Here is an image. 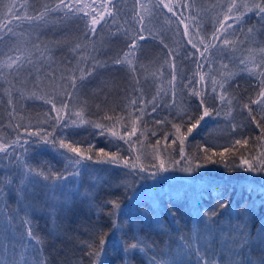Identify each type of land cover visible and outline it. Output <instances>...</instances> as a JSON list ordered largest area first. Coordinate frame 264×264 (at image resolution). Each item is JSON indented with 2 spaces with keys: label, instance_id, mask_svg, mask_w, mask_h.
<instances>
[{
  "label": "snow or ice",
  "instance_id": "obj_1",
  "mask_svg": "<svg viewBox=\"0 0 264 264\" xmlns=\"http://www.w3.org/2000/svg\"><path fill=\"white\" fill-rule=\"evenodd\" d=\"M134 2L140 9L133 15V20L139 27L135 35L130 38L127 51L115 58L112 63L117 66L126 65L129 71L133 73V79L138 85L139 80L135 77L137 71L135 60L137 51L142 47L139 41L148 39L144 35L145 17L153 14V8L161 11L166 9L168 13L176 16L184 25L183 36L188 38L187 43L195 50V52L186 53L185 59H193L196 64L193 76H199L198 82L202 84L200 90L193 87L188 91L189 96L199 98L198 106L202 111L198 118H195L194 122L187 126L186 133L181 132V128L184 127V117L187 116L188 121H192L193 117L182 104L177 105L176 82L178 74L175 60L178 53L172 50L168 52L171 60L165 61L170 69L167 89L157 83L155 94L147 102H145L143 94L137 99L131 100L129 102L130 109L134 106V111L124 110L120 114H116L114 110L111 113L105 111L98 119L93 120L88 118L86 104L70 107L68 101L79 95L84 87L83 82L88 77L93 76L97 67L104 66V62L91 56L87 51V43H76L71 47V51L77 59L75 66L61 71L57 76L53 67L55 64L54 51L60 41L45 42L40 38L42 32H35L34 30L48 24L50 14L62 13L64 19L75 17L82 21L83 36L87 41L98 34V25L103 28L109 23L114 24L116 22L115 0H105L100 5V11H97L91 4L84 3L83 0H54L53 4L44 3L43 7L35 11L34 14H29L27 11L21 13L19 8H24V4H20L18 8L15 3H10L5 9L7 23L0 24V57H2L0 58V81L7 85L5 93L9 97L8 103L10 106L13 105V90L19 92L21 97L26 95L25 89L17 87V83L22 86L30 83L32 90L27 92L29 98L41 99L45 104L51 106L44 113L43 123L51 121L52 131L42 132L40 129L28 131L26 127L25 131L28 136L35 137V139L21 140L18 135L16 139L9 142L0 137V163L5 160L8 161V164H5L7 171L0 175V197H4V199H0V253H3L0 256V264H47L43 240L37 234L32 220V213L36 210L35 204L41 196L47 202H55V204H50L54 216V212L60 204V196L63 195L65 203L71 198L69 195L71 190L65 191L67 185L60 183V181H66L67 176L53 171L50 166L48 168L39 165L33 167L29 162L28 152L32 145H50L54 148L67 161L66 171L68 175L73 177H79L82 174L88 175L91 181L90 187L82 193L77 188L75 194L86 199L88 206L96 208L98 212L103 211L106 204H111L112 210L108 212L110 217H116L119 213L120 199L117 197L105 200L100 205L95 203L96 189L98 186H102V177L92 173L107 171V169L90 170L88 162L123 167L127 169L124 175L147 172L148 176L153 178L158 173L169 172L176 168L183 172L193 173L202 167H206L207 164L217 163L223 164L229 171L234 170V168H241L248 172L264 173V43L259 41L248 42L250 36L264 29V0H224L223 3L217 0V3L213 4L212 7L215 8L218 5L220 13L213 24L210 38L201 34L202 24L196 16L188 17L176 11L177 8L181 7L192 10L195 7V0H186L183 4L174 3L173 0H148V3H145L144 0H134ZM0 4H3V0H0ZM85 9H91V11H85ZM81 13L83 16H80ZM105 13L111 19H107ZM253 15L256 17L259 27L257 25L248 26ZM13 19L20 21V24L13 25L11 23ZM186 20L189 22L185 23ZM25 24L27 25L28 40L24 45H21L18 36L25 35V33H18L17 29ZM33 33L35 34L34 40L31 38ZM238 33H244L245 39L240 40ZM194 37L200 38L196 40ZM62 39H66V37ZM217 41L219 44L216 43ZM5 44L9 45L7 51L3 47ZM255 44H259V46L256 47ZM237 45L243 47L247 55L237 56L236 53L239 51ZM165 47L168 45L165 44ZM225 53H227V57H225ZM197 54L199 55L197 56ZM217 57H219V68H214L213 65L217 62ZM225 58L227 62H224ZM89 61H91L90 66ZM205 64L208 65L207 70L204 68ZM230 64H235L240 72H246L254 81L255 91L247 97L241 106V110L247 111L251 123L260 129V134L256 137L255 153L246 149L248 155L241 153L238 163L235 160L231 164L229 163L226 153L234 152L237 145L247 146L249 144L251 137L241 136L219 149L199 146V151L204 154L202 157L195 154L187 155L185 142L206 117L212 116L213 113L216 116L223 114L226 118L231 117L236 106L240 104L236 95L226 87L238 75L237 71L229 70ZM240 65L243 67H239ZM141 68L146 72L148 71L143 65ZM216 73L219 74V79ZM163 75L161 68L151 72V76L157 82L161 80ZM45 81H47V87L52 90L51 95L44 91ZM192 83L193 79L189 78L188 84ZM209 85L211 93L214 94L213 98L219 101V107L210 108L207 104L206 91ZM61 93L63 96L58 103L57 97ZM169 95L171 100L165 101V106L176 108L181 123L167 119H155L154 122L157 125L171 123L172 128L175 129L173 135L176 138L170 143L174 145L177 140L179 141L178 159L160 147V139H157L155 144H145L144 142L148 133L144 116L156 113L162 97ZM149 106L150 112L148 111ZM104 121L110 123L105 124ZM84 125L100 130L99 134L102 136H110L112 139H109V144H112L113 139L128 144L129 150L137 153L134 162L130 163L128 158L120 155L119 144L115 145L116 151L114 152H109L103 148L94 150L95 146L90 143L85 148L81 146L80 141L70 139L69 135L74 134L66 135L63 131L59 135L56 133L57 128L63 130L80 128ZM117 126L124 129L123 134L117 130ZM16 127L18 128L20 125H16ZM230 127L232 132L236 133L242 125L230 123ZM138 131L139 136H137ZM151 135L156 136L157 133L153 131ZM168 136L169 134L166 133L163 137L165 144L169 143ZM132 137H137L135 142H132ZM137 144H139V148L136 147ZM21 148L23 151H17ZM213 157H219V160ZM9 164L12 165L11 168L8 167ZM151 169H155V171ZM255 189L256 186L252 185L247 190L251 192ZM260 190L261 194H264V186H261ZM212 191L217 207L202 206L203 195H201V200L192 209L195 213L192 238L185 241L184 237L181 236L175 250L167 253L168 259L166 261L164 257L157 255V252L151 248L146 239L139 235L138 230L134 229L130 238L123 239L127 233H123L122 228L119 229L122 232V239L118 242V246L121 249L123 264H134V258L137 255L146 258L147 264H264V222L259 225L253 235L249 230L248 214L242 218L234 207L228 208L229 201L224 199L220 186L213 185ZM11 196L15 197L17 206L15 212L6 211L8 197ZM150 198H152V194L148 189H141L134 192L132 197H128L133 203ZM261 205L264 206V200L261 201ZM219 209H228V211L221 213ZM250 212L251 209L248 210V213ZM169 215L175 217L176 213L169 210ZM202 217L204 219L201 227ZM217 217L221 218L217 219ZM113 223L115 227V220ZM154 223L159 224V218H156ZM93 232L101 237L99 248L94 247V241H86L85 246L92 249L87 254L94 258V264H103L101 257L106 243L103 238L104 234L95 229ZM193 242L199 246L194 247ZM254 251L259 252V257L256 260L252 256ZM149 252L152 253L151 256H149Z\"/></svg>",
  "mask_w": 264,
  "mask_h": 264
},
{
  "label": "trees",
  "instance_id": "obj_2",
  "mask_svg": "<svg viewBox=\"0 0 264 264\" xmlns=\"http://www.w3.org/2000/svg\"><path fill=\"white\" fill-rule=\"evenodd\" d=\"M148 3V0H144ZM174 3L183 4L186 0H173ZM221 3L224 0H220ZM10 3H15L19 8L20 4H24V8H19L21 13L27 11L29 14H34L35 11L40 10L44 3L53 4L54 0H3L0 4V24L7 23V13L5 9ZM117 13L116 22L109 23L101 28L97 26V35L89 40H85L83 36V23L79 18H62V13H53L49 16V23L37 28L35 32H42L41 40L60 41V44L55 48L53 65L56 75L59 76L61 71L67 68H73L77 62L76 56L71 51V47L76 43H87V51L91 56L98 61L104 62V66L97 67L93 76L85 80L84 87L81 89L78 96L73 97L68 101L70 107H79L81 104H86L87 115L89 119H98L105 111L120 114L124 110L134 111V106L130 109L129 102L137 99L143 94L145 102L150 100L155 94L157 83H160L167 89V80L170 78V69L165 64L166 60H171L168 56L170 50L177 52L176 57V72L178 74L177 80V105H183L192 115L193 120L188 121L187 116L184 117V127L181 128L182 133H186L187 126L198 118L202 109L199 108V98L189 96L188 91L191 88L200 90L202 84L199 83V76H193L196 70V64L193 59H185V54L188 52H195L190 44L187 43L188 38L183 36L184 25L180 23L176 16L168 13L166 9L153 8V14L145 17L144 35L148 37L146 40L139 41L142 46L136 53L135 73L139 84L135 83L133 73L129 71L126 65H114L112 61L127 51V44L132 36L135 35L138 25L133 20L135 12L140 11L139 6L135 5L134 0H115ZM217 0H195V7L192 10L186 8H177L178 13H183L184 16H196L201 22V34L210 38L213 31V24L216 22L220 8H213ZM151 7V4H149ZM83 16V13L80 14ZM106 16V13H105ZM107 19L108 18L106 16ZM222 18V17H221ZM87 19V17H84ZM247 19V18H246ZM189 21H185L188 23ZM13 25L20 24V21L13 19ZM103 23V22H102ZM251 25L257 24L256 17H251ZM17 32H24L25 35L18 36V41L24 45L28 40L27 25H23L17 29ZM240 40L245 39L244 33H238ZM66 37V39H62ZM35 39V34L31 35ZM200 37H194L198 40ZM259 41L264 43V29L254 33L248 38V42L252 43ZM219 44V41L216 42ZM165 44L168 47H165ZM30 46V44H28ZM254 46L258 47L259 44ZM4 50L7 51L9 45L5 44ZM239 51L236 55H247L243 47L237 45ZM202 48V46H201ZM199 54H197L198 56ZM227 57V53H225ZM2 58V57H0ZM212 58L211 56L209 57ZM217 62L213 65L214 68H219V57ZM227 59L225 58V61ZM91 61H89V66ZM143 65L148 71L141 68ZM163 66V67H161ZM239 67H243L240 65ZM157 68H161L163 77L157 82L151 76V72ZM205 70L208 65L205 64ZM229 70L237 71L238 75L234 80L230 81L226 87L233 92L240 104L236 106L231 117L226 118L223 114L206 117L201 122L200 126L193 132L188 140L185 142V151L187 155L195 154L202 157L204 154L199 151V146H210L219 149L222 146L228 145L233 139L244 137H251L247 146L237 145L234 152L226 153V158L229 163L233 160L239 162L238 158L241 153L248 155V151L255 153V145L257 144L256 137L260 134V129L256 128L248 118L247 111H242L241 106L246 101L247 97L254 93V81L248 76L246 72H240L235 64L229 65ZM78 74V73H77ZM219 79V74L216 73ZM10 78V77H9ZM192 78L193 83L188 84V79ZM250 81H252L250 83ZM185 85H187L185 87ZM7 85L0 81V137L6 141H12L19 137L21 140H32L35 137L28 136L25 128L28 131H36L40 129L43 131H52L50 127L51 121L43 123L45 119L44 113L50 109V105L45 104L43 100L36 98H29L27 92L32 90L31 84L22 86L17 83V87H22L26 91V95L21 97L19 92L13 90V105L8 103V95L5 93ZM45 92L51 95V88L47 87L45 81ZM43 95V93H40ZM206 95L208 97L207 104L210 108L219 107V101L214 99V94L211 93L210 85L207 88ZM63 94L57 97V102ZM171 96H163L160 101V107L156 113L144 116V122L147 125L148 133L145 144H155L157 139L161 140L160 147L171 153L173 157L179 158V141L172 145L171 140L175 139V129L172 128L171 123L155 124V119L172 120L175 123H181L177 116L176 108H169L165 106V101H170ZM99 106V109H98ZM255 108V106H253ZM14 109V111H13ZM148 111H151L149 106ZM11 113V115H10ZM55 115V113H52ZM139 115V113H136ZM259 118V117H258ZM67 119V116H65ZM109 124V121H104ZM230 123L242 125L233 133ZM20 125V127H16ZM117 130L123 134L124 129L117 126ZM69 135L70 139L81 142L82 147H87L90 143L94 145V150L105 149L109 152L116 151L115 145L119 144L121 148L120 155L128 158L129 162H134V157L137 154L135 151H130L128 144L123 141L112 140L109 144L110 136H102L98 129L84 125L80 128L56 129L59 135L61 132ZM155 131L156 136H152L151 132ZM169 134V143L165 144L163 137ZM139 136V131L137 132ZM137 137H132V142H135ZM139 148V144L136 145ZM17 151H23L18 149ZM210 155V153H209ZM29 162L33 167L49 166L55 172L67 176L66 181H60L66 184L65 191H69L70 200L64 202L63 195L60 196V204L55 210L54 216L50 204L55 202H47L41 196L35 204V211L32 213V220L37 234L43 240L44 254L47 257V264H94V258L87 253L92 251L85 246L86 241H94V247L99 248L100 236L95 235L93 230L102 232L106 243L104 245V253L101 257L103 264H123L121 257V249L118 242L122 239V232L127 233L123 239L131 237L134 229L138 230L139 235L144 237L151 248L157 252L158 256L168 259L167 253L174 251L176 245L181 240V236L185 241L192 238L193 235V218L195 213L192 211L198 201L203 195L202 206L208 208L217 207L215 204V195L212 191L213 185H218L222 188L224 199L229 201L228 208H235V211L241 214L243 218L248 214L249 230L254 235L259 225L264 222V206L261 201L264 200V194H261V186H264V173H253L244 171L241 168H234L229 171L221 163L207 164L193 173L180 171L179 168L175 170L158 173L154 178L145 173H133L124 175L127 169L123 167H114L109 164H90L91 169H107L99 173H92L102 177V186H98L95 193V203L102 204L105 200L119 198L121 208L116 217H110L108 212L112 210L111 204H106L104 210L98 212L96 208H90L87 200L78 197L75 192L77 188L82 193L86 188H89L91 181L89 176L82 174L79 177L68 175L66 171L67 161L63 159L59 153L50 145H32L28 152ZM219 160V157H213ZM183 164V162H181ZM5 160L0 163V175L5 171ZM12 167L11 164L8 165ZM155 171V169H151ZM133 185L135 186L133 188ZM256 186L253 191L247 190L249 186ZM158 187L161 190L158 189ZM141 189H155V195L151 199L140 200L133 203L128 197H132L134 192ZM4 199V197H0ZM155 201V202H154ZM255 202V206L253 204ZM15 197H8V208L6 211H16ZM251 212L248 213V210ZM169 210L175 211V217L169 215ZM221 213H225L228 209H219ZM159 218L160 223H154V220ZM221 217H217L220 219ZM203 217L201 218V227L203 226ZM115 220V227H114ZM178 222V223H177ZM55 228V230H53ZM179 230V231H178ZM194 247L199 245L193 242ZM149 252V256H151ZM3 253H0L2 256ZM253 259L259 257V252L254 251ZM134 264H147V259L142 255H137L134 258Z\"/></svg>",
  "mask_w": 264,
  "mask_h": 264
},
{
  "label": "rangeland",
  "instance_id": "obj_3",
  "mask_svg": "<svg viewBox=\"0 0 264 264\" xmlns=\"http://www.w3.org/2000/svg\"><path fill=\"white\" fill-rule=\"evenodd\" d=\"M83 2L87 4H91L92 7L97 9V11H100L101 10L100 5L104 3L105 0H83ZM85 11H91V9H85ZM92 15H95V13H92ZM158 189L162 191V189H160L159 187ZM149 191L151 192L152 197H153L155 195V189H150Z\"/></svg>",
  "mask_w": 264,
  "mask_h": 264
}]
</instances>
